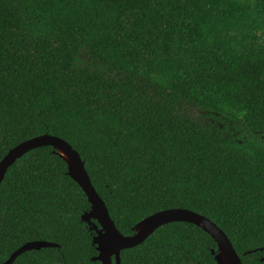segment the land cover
I'll return each mask as SVG.
<instances>
[{"label":"trees","instance_id":"16d2710c","mask_svg":"<svg viewBox=\"0 0 264 264\" xmlns=\"http://www.w3.org/2000/svg\"><path fill=\"white\" fill-rule=\"evenodd\" d=\"M66 141L118 232L186 209L242 264H264V0H0V160L40 135ZM50 147L0 184V264H100L89 204ZM187 223L119 264H215Z\"/></svg>","mask_w":264,"mask_h":264},{"label":"water","instance_id":"95a60500","mask_svg":"<svg viewBox=\"0 0 264 264\" xmlns=\"http://www.w3.org/2000/svg\"><path fill=\"white\" fill-rule=\"evenodd\" d=\"M50 147L65 164L67 176L83 191L89 204V211L81 215L80 221L94 232L92 243L96 247L94 260L100 264L120 263V253L142 244L156 229L171 223H187L194 225L206 233L215 243L216 250H211L215 264H242L226 235L207 218L186 209H167L156 212L136 223L132 234L124 236L116 229L101 198L91 186L84 163L78 153L64 140L51 135H40L30 138L10 149L0 160V184L7 169L24 154L31 150ZM56 247L44 241L29 242L14 251L2 264L12 262L27 251H38L43 248ZM264 263V257L260 259Z\"/></svg>","mask_w":264,"mask_h":264},{"label":"flooded vegetation","instance_id":"af4514ba","mask_svg":"<svg viewBox=\"0 0 264 264\" xmlns=\"http://www.w3.org/2000/svg\"><path fill=\"white\" fill-rule=\"evenodd\" d=\"M95 258V257H94ZM110 264H114V259L113 257L111 258V263Z\"/></svg>","mask_w":264,"mask_h":264}]
</instances>
